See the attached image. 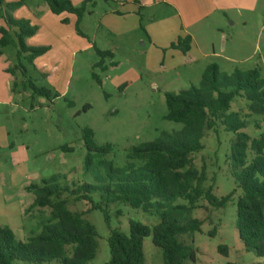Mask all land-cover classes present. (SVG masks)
<instances>
[{
  "label": "rangeland",
  "instance_id": "obj_1",
  "mask_svg": "<svg viewBox=\"0 0 264 264\" xmlns=\"http://www.w3.org/2000/svg\"><path fill=\"white\" fill-rule=\"evenodd\" d=\"M85 1L73 5L79 7ZM226 1L234 8H220L196 26L193 32L199 48L185 55L172 44L160 46L150 35L153 25L167 26L177 15L173 7L158 0L128 35L127 19L112 15L121 8L117 0H92L81 19L67 13L53 15L43 0H0V29L6 27L7 17L25 21L38 29L25 39L27 47L47 48L31 62L25 53L19 62L17 28L11 31L15 44L0 46V230L9 228L24 243L41 234L51 219V208H30L34 194L28 187L42 179L62 174L70 184H96L100 159L96 153L92 169L85 173L86 129L93 131L97 146L113 148L104 160L122 168L129 164L127 154L133 147L183 128L164 119L166 93L198 86L209 65L216 64L223 75L258 68L264 78V0ZM125 27L121 33L119 29ZM97 50L114 54V59L104 58L107 70L98 65L103 59ZM15 66L21 70L13 74ZM36 89L49 93L36 94ZM231 111L249 122L244 132L251 138L264 133L260 116L246 117L249 109L244 99H235ZM258 120L261 123L256 127ZM233 139L234 135L219 127L217 132H208L205 149L193 156L197 168H206L207 185L213 186L218 200L236 187L227 158ZM240 195L239 191L224 208L200 203L195 217L205 224L194 236L195 264H264V257L247 252L239 239ZM68 202L73 212L86 213L91 208L86 202ZM118 211L120 216L115 215ZM84 218L98 232L97 254L89 264L110 260L111 228L128 234L131 220L151 227L160 222L157 216L124 205L112 206L111 228L100 211L86 213ZM144 244L145 264H164L152 236ZM221 246L227 247V254L220 252Z\"/></svg>",
  "mask_w": 264,
  "mask_h": 264
},
{
  "label": "trees",
  "instance_id": "obj_2",
  "mask_svg": "<svg viewBox=\"0 0 264 264\" xmlns=\"http://www.w3.org/2000/svg\"><path fill=\"white\" fill-rule=\"evenodd\" d=\"M43 1L54 15L67 13L79 19L92 2L86 0L76 7L71 0ZM13 28L18 29L15 36L19 62L25 53L30 54L31 62L47 51V48L27 47L25 39L36 35L38 29L10 17L6 19V27L0 29L1 47L15 44L11 35ZM191 45L192 37L186 36L179 38L171 47L182 50L186 55ZM97 52L103 59L98 64L102 67L104 58L114 57L110 51ZM20 68L15 66L10 72L16 74ZM93 77L97 78L96 75ZM35 92L49 93L37 89ZM165 98L168 113L164 119L182 124L183 128L171 133L163 132L157 140L133 147L127 154L129 164L122 168L104 160L112 152L110 145L97 146L93 131H83L88 149L86 174L94 164L92 154L100 157L96 184H70L66 182L65 175L56 174L29 186L28 191L34 194L30 208H51V219L44 224L41 234L27 243L17 240L9 228L1 229L0 264L91 263L98 250V232L84 215L100 211L111 228L112 206L115 205L131 206L157 216L160 222L151 227L131 220L128 234L119 228H111L108 240L110 260L106 264H145L143 245L145 239L151 236L154 245L162 251L164 264H195L197 250L194 236L201 232L205 224L195 217L200 203L207 201L213 208H224L239 191V239L247 252L264 257V133L259 138H251L244 132L249 122L241 114L231 111L235 99L242 98L249 109L246 117L260 116L264 123V78L261 70H236L232 75H223L216 64H211L204 71L198 86L182 88L178 93H166ZM254 123L259 127L261 122ZM219 127L234 135L227 158L230 176L236 186L220 200L214 196L213 186L207 185L206 168L199 169L193 163V156L206 147L203 141L208 132H217ZM64 197L74 202H86L91 208L86 213L70 211L68 199ZM115 215L120 216L121 212ZM219 250L227 254L228 249L221 246Z\"/></svg>",
  "mask_w": 264,
  "mask_h": 264
},
{
  "label": "crops",
  "instance_id": "obj_3",
  "mask_svg": "<svg viewBox=\"0 0 264 264\" xmlns=\"http://www.w3.org/2000/svg\"><path fill=\"white\" fill-rule=\"evenodd\" d=\"M71 1L76 5L84 0ZM117 2L121 8L113 11L112 15L114 14L116 16L123 17L122 19H127V35L134 29L138 20L139 23L143 21V13L148 9H154L157 5L156 0H123V2L117 0ZM219 3L220 0H158V4H166L168 7H173L175 11H177V15L172 18V22L167 26H158V24L153 25L150 29V35L157 44L163 47L170 46L171 44L177 42L179 38L191 36V50L199 48L193 29L216 13L218 9L223 8L225 10H229L234 8V5H230L226 0H224L220 6ZM44 7H48V5L46 4ZM121 22L123 23V21ZM119 31L121 33L126 32V27L125 29H119ZM112 59H114V57ZM113 65H115L114 62H112V66ZM102 68L107 70V66L105 64Z\"/></svg>",
  "mask_w": 264,
  "mask_h": 264
},
{
  "label": "built area",
  "instance_id": "obj_4",
  "mask_svg": "<svg viewBox=\"0 0 264 264\" xmlns=\"http://www.w3.org/2000/svg\"><path fill=\"white\" fill-rule=\"evenodd\" d=\"M121 2H123V0H120Z\"/></svg>",
  "mask_w": 264,
  "mask_h": 264
}]
</instances>
